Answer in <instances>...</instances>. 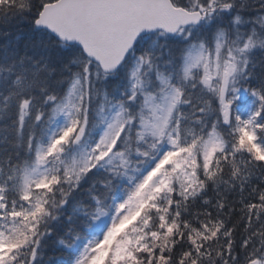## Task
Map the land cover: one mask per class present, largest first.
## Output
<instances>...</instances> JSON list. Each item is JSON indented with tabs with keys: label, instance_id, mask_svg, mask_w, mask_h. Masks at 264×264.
<instances>
[{
	"label": "snow or ice",
	"instance_id": "obj_1",
	"mask_svg": "<svg viewBox=\"0 0 264 264\" xmlns=\"http://www.w3.org/2000/svg\"><path fill=\"white\" fill-rule=\"evenodd\" d=\"M0 264H264V0H0Z\"/></svg>",
	"mask_w": 264,
	"mask_h": 264
}]
</instances>
